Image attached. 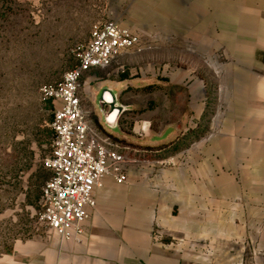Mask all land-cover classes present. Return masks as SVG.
<instances>
[{
	"label": "crops",
	"instance_id": "crops-1",
	"mask_svg": "<svg viewBox=\"0 0 264 264\" xmlns=\"http://www.w3.org/2000/svg\"><path fill=\"white\" fill-rule=\"evenodd\" d=\"M181 2L193 3L224 37L235 60L234 108L184 148L186 117L201 120L202 103L160 126L133 119L128 127L123 90L117 98L111 92L126 78H101L105 68L85 73L80 94L93 124L145 157L123 166V184L105 178L94 191L81 242H58L47 230L15 241L0 264H264V0ZM103 92L112 105L101 104ZM101 108L105 117L120 109L112 125Z\"/></svg>",
	"mask_w": 264,
	"mask_h": 264
},
{
	"label": "rangeland",
	"instance_id": "rangeland-1",
	"mask_svg": "<svg viewBox=\"0 0 264 264\" xmlns=\"http://www.w3.org/2000/svg\"><path fill=\"white\" fill-rule=\"evenodd\" d=\"M204 17L193 3L178 0L0 3V258L15 241L47 231L39 220V201L50 177L43 159L50 153L52 106L41 101L39 88L75 65L93 23L114 19L139 38L136 47L101 70V78H126L125 88L111 92L117 98L123 90L121 108L130 110L121 115L128 127L133 119L160 126L177 120L179 108L202 103L201 120L186 117L191 141L185 148L201 131L208 134L210 125L223 121L234 108L229 98L235 60L226 53L224 37L215 36ZM101 116L105 119L102 108Z\"/></svg>",
	"mask_w": 264,
	"mask_h": 264
},
{
	"label": "built area",
	"instance_id": "built-area-1",
	"mask_svg": "<svg viewBox=\"0 0 264 264\" xmlns=\"http://www.w3.org/2000/svg\"><path fill=\"white\" fill-rule=\"evenodd\" d=\"M131 29L114 19L91 25L89 41L75 55L77 65L55 82L39 88L41 101L52 106L53 132L50 153L43 159L50 177L41 189L39 220L58 242H81L84 224L95 208L94 191L105 178L117 184L126 181L123 166L145 157L144 151L113 140L97 128L80 94L82 76L96 68H107L114 58L138 45ZM103 92L101 104L112 105L111 95ZM122 110V109H121ZM106 113L112 125L120 109Z\"/></svg>",
	"mask_w": 264,
	"mask_h": 264
},
{
	"label": "trees",
	"instance_id": "trees-1",
	"mask_svg": "<svg viewBox=\"0 0 264 264\" xmlns=\"http://www.w3.org/2000/svg\"><path fill=\"white\" fill-rule=\"evenodd\" d=\"M11 1H13V0H0V3H2V4H5V3H7V2H11ZM76 60V59H75ZM77 65V62L75 63V65L72 67V68H74L75 66ZM71 68V69H72ZM70 70V69H69ZM52 119V118H51ZM46 170V169H45ZM48 171V170H47ZM49 172V171H48ZM50 173V172H49ZM47 181V180H46ZM41 195V194H40Z\"/></svg>",
	"mask_w": 264,
	"mask_h": 264
}]
</instances>
